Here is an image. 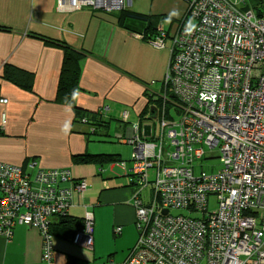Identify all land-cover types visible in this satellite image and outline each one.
<instances>
[{"label":"built area","instance_id":"1","mask_svg":"<svg viewBox=\"0 0 264 264\" xmlns=\"http://www.w3.org/2000/svg\"><path fill=\"white\" fill-rule=\"evenodd\" d=\"M184 1L185 17L175 30L160 23L155 35L146 37L154 47L169 50L163 82L178 99L179 120L168 123L159 117L158 143L139 137L140 124L129 108L118 113L119 121L130 125L126 139L115 137L132 148L131 182L151 183L153 191L146 203L136 194L131 198L138 238L121 264H264V18L240 11L237 5L243 0ZM131 3L57 0L60 10L109 12ZM190 19L195 29L188 34ZM132 34L143 39L145 28ZM205 39L209 43L193 51ZM160 96L170 100L165 91ZM109 110L106 104L99 113ZM163 140L173 146L171 151L163 148ZM205 147L216 149L211 155L222 167L195 175L189 164L206 154ZM70 180L69 169H40L31 179L20 166L0 162V234L11 237L16 225L39 228L41 258L50 264L49 221L67 213L74 190L87 188L86 180L59 187ZM173 210L187 214L171 215ZM92 226L87 213L73 244L89 247Z\"/></svg>","mask_w":264,"mask_h":264},{"label":"crops","instance_id":"2","mask_svg":"<svg viewBox=\"0 0 264 264\" xmlns=\"http://www.w3.org/2000/svg\"><path fill=\"white\" fill-rule=\"evenodd\" d=\"M133 3L132 11L160 15L163 22L167 17L179 22L186 11L169 17L147 12L141 3L132 9ZM117 13L91 7L60 10L57 0H0V26L8 29L0 30V100H6L0 101V162L20 166L32 178L40 169H69L71 180L58 183L60 188L82 179L88 183L85 191H73L67 214L81 220L87 213L92 216L91 248L54 237L50 264H121L138 238L130 166L76 159L89 153L125 160L122 146L132 148L111 136V121L119 123L117 135L130 133V125L119 121V110L126 107L139 124L140 114L146 125L152 124L146 91L157 90L167 72L168 48L137 39L130 22L121 24ZM49 41L78 53V87L72 98L77 112L58 97L64 52ZM7 66L33 75L32 90L5 80ZM106 104L110 110L100 117L109 121L106 134L99 128L91 133L90 122ZM75 115L83 118L75 121ZM42 242L39 228L14 226L11 237L0 234V264H47L41 258Z\"/></svg>","mask_w":264,"mask_h":264},{"label":"trees","instance_id":"3","mask_svg":"<svg viewBox=\"0 0 264 264\" xmlns=\"http://www.w3.org/2000/svg\"><path fill=\"white\" fill-rule=\"evenodd\" d=\"M237 7L240 11L251 10L257 17L264 18V0H243V1H239ZM129 8H130V6L127 8H123L121 10H118L119 13H117V16L119 18V22L121 24H123V22H125L126 20L129 21L130 25L134 28L131 30L132 33H134V32L136 33L139 30V28L144 27L145 28V35L143 36L144 40L146 39L147 36L155 35L156 27L158 26V24L164 23L163 22L164 17H162L160 15H158V16L147 15V14H143L140 12L132 11ZM193 20L194 19H190L187 22L188 23L191 21L194 22ZM191 24H194V23H191ZM0 30L1 31H8V29L6 27H2V26H0ZM167 30L170 31L169 28H167ZM36 37H39V36H36ZM49 44H55V45L58 44L57 46L60 45L63 49V52H64L63 64H62V75H61V79L59 81V87H58V97H60L62 99V101L67 102L70 105H72V108H74V111L77 112L76 111L77 109L72 104V98H73V96L77 90V87H78V59H79V56L77 55L78 53L74 52L72 49L67 48L60 43H56L55 41L54 42L49 41ZM3 78L5 80L10 81L13 84L17 85L19 88H22V89L27 90V91L32 90L33 75H31L29 73L22 72L20 70L13 69L12 67L7 66L4 69ZM162 91H165L166 95L170 98L169 101H167V100L165 101L161 98L160 93ZM168 92H169V95H168ZM172 93L173 92H172L171 85L165 84L164 82H161L160 91H157V90H151V91L149 90L148 91V89H147L146 94H148V96H149L148 102L154 103L156 106V107H151L152 108V110H151L152 117H154L156 114V116H158L157 117V119H158L160 117L159 115L162 113L165 121L168 123L176 122L179 120L178 115H180L181 109L176 104L178 102V99H176L174 96H172L171 95ZM171 107L175 108V111L177 112L178 117H175L171 112H169ZM148 108H149V106H148ZM100 115H102V113ZM79 116L80 115H77V116L75 115V121H77V119H79L81 117V116L80 117ZM167 117L170 119V121L167 120ZM81 118H83V117H81ZM136 119L143 121L146 119V117L144 115L140 114ZM95 120L96 121H94V122H90V124L94 125V128H95L94 131L90 130V132L93 133L96 131L95 133H97V131L99 129H101V130L104 129V132L101 134H106L105 129L108 127L109 121L101 119L100 116L96 117ZM159 126H160V124H159ZM150 127H151V134H149V136H144V140H147L150 142L160 143V133H159V135L158 134L156 135L154 133V129H153L152 124H150ZM115 138H116V142H117L118 139H117V137H115ZM114 140H113V142H114ZM161 144H162V142H161ZM158 146H160V145H158ZM163 148L167 149L168 151H171L173 149V146H170L168 144V140H163ZM205 155H203V156H205ZM208 157L213 158L212 155L208 156ZM76 159L78 161H81V162H97V163L117 161L118 165L120 167H122L123 169H125L124 167L127 164V161L121 160L119 158V155L117 156V154L116 155H113V154L112 155H110V154H96L95 155V154L87 153V154L79 155ZM194 159H199V158H194ZM194 159H193V161H194ZM164 161H165V158L162 155L161 156V163L163 164ZM193 161H191V163ZM121 162H124V166H121ZM129 162H130V160H129ZM219 162H220V160H219ZM191 163L189 164V166H191ZM155 164H156V161H154V165ZM130 167H131V164H130ZM192 171H193V169H192ZM22 172L24 174H26L27 176H30L28 173L25 172L24 169H22ZM127 172H128L129 177H130L131 186L136 185L135 183L131 182V179H133V175L130 172V168ZM34 177L33 178L31 177V178L34 179ZM144 186L146 187L147 184L146 185L144 184ZM135 194L141 200H143L142 199V189H139L137 192L133 191L132 196ZM152 198H153V191H152V187H151V198L149 200L151 201ZM148 201H146V202H148ZM146 202L143 201V203H146ZM70 207H69V209H70ZM174 211H176V210H173L171 212V215L181 214V213H175ZM186 214H187V212H186ZM192 217L199 218V215L194 214ZM49 222H50L49 226H48L49 227V234L53 238L59 237V238L68 239L70 241L73 240L75 233L77 231H79L80 229H82L84 226V220L69 217L67 213L64 215H54L51 217V220Z\"/></svg>","mask_w":264,"mask_h":264},{"label":"rangeland","instance_id":"4","mask_svg":"<svg viewBox=\"0 0 264 264\" xmlns=\"http://www.w3.org/2000/svg\"><path fill=\"white\" fill-rule=\"evenodd\" d=\"M133 2H134L133 6L131 7L132 9L139 8L138 7V5H139L138 3H141L142 8L144 10H147V12L154 11L156 13H161V14H165V15H169L170 11L174 10V9L177 10L179 12V14L181 12L184 13L183 12V9L185 11L184 7L187 8V4H186V2L184 0H133ZM182 13H181V15H182ZM184 17H185V13H184L183 17L181 19H179V20L181 21ZM176 20L177 19H170V18L167 17V19H165L164 23H165L166 27H168L169 23L171 21H173L171 23L172 24L171 31H173L174 28L179 23ZM191 23H193V22L191 21ZM137 39H140V38H137ZM142 40H144V39H142ZM145 41H147V39H145ZM168 65H169V63H168ZM167 70H169V68H167ZM160 87H161V83H158L157 86H156L157 91H160ZM168 95H169V92H168ZM150 105L152 107H156L154 103H150ZM169 112H171L175 117L179 116V115L177 116V112L175 111L174 107H171ZM96 114H97V117H98V115L100 117L103 116V114L100 115L101 113H99V111ZM159 116L162 117V113ZM167 120L170 121V119L168 117H167ZM149 122H151L153 124L154 133L156 135L157 134L159 135V133L161 131V127L159 126V118L156 119L155 116H154V118H152V120H150ZM111 123L112 124L109 127V129L111 131H115L111 136L112 137L113 136H117L116 129H117V125L119 123L116 120H112ZM146 124L147 123L144 122V121L140 122V127H139L140 128V137L142 139H144V137H143L141 131L143 130V126L146 125ZM118 140H120V139H118ZM113 144H115V143H113ZM118 144H120V143L118 142ZM122 151L125 154L124 159L127 161V164L130 166V164H131L129 162V158L131 157L130 149L128 148V146L123 145L122 146ZM205 151H206V155L205 156H203L202 158H199V159H194V161L191 163V166H192V169H193V173L195 175H198L201 172H204L206 174L215 173L219 169H221V167H222L221 163L219 162V158L218 157H214V156H213V158H209L208 157V156H211V154H214L216 152V149L209 150L208 147H205ZM151 185H152L151 183H148L147 186L145 187L144 184H136V185H133L132 188H133L134 192L135 191L137 192L139 189H142V199H143L144 202H146V201H148L151 198V187H152ZM214 208H215V203H214V201H211L210 202V209L212 210ZM174 212L175 213L186 214L187 211H185V210H176Z\"/></svg>","mask_w":264,"mask_h":264},{"label":"clouds","instance_id":"5","mask_svg":"<svg viewBox=\"0 0 264 264\" xmlns=\"http://www.w3.org/2000/svg\"><path fill=\"white\" fill-rule=\"evenodd\" d=\"M179 15V12L177 11V10H172L170 13H169V17H172V16H178ZM189 24H190V26L186 29V32L188 33V34H191V32L195 29V25L194 24H191V22H189ZM157 117L158 116H156V114H155V118L157 119ZM90 126H91V124H90ZM94 126V125H93ZM144 140V139H143ZM130 160V159H129ZM82 180H85V179H82ZM81 181V180H80ZM87 182V181H86ZM76 183V182H75ZM74 184V183H73ZM87 186H88V183H87ZM83 220H84V218H83ZM52 239H53V237H52ZM71 243H73L72 241H71ZM74 245H76V244H74ZM91 245H92V237H91V244H90V248H91ZM81 246H83V245H81ZM54 247V246H53ZM86 247V246H85Z\"/></svg>","mask_w":264,"mask_h":264},{"label":"bare ground","instance_id":"6","mask_svg":"<svg viewBox=\"0 0 264 264\" xmlns=\"http://www.w3.org/2000/svg\"><path fill=\"white\" fill-rule=\"evenodd\" d=\"M208 43H209V41H207L206 39L204 41H201L198 45L195 46V48L193 49V51H198L200 47H203L204 45H206ZM123 124H125V123H123ZM121 135H122L123 138L126 139L127 134L126 135L121 134Z\"/></svg>","mask_w":264,"mask_h":264},{"label":"water","instance_id":"7","mask_svg":"<svg viewBox=\"0 0 264 264\" xmlns=\"http://www.w3.org/2000/svg\"><path fill=\"white\" fill-rule=\"evenodd\" d=\"M150 129H151L150 125L143 126V134H144L145 136H149V134H150Z\"/></svg>","mask_w":264,"mask_h":264}]
</instances>
